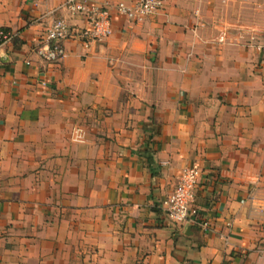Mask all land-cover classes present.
I'll use <instances>...</instances> for the list:
<instances>
[{
	"label": "crops",
	"instance_id": "crops-1",
	"mask_svg": "<svg viewBox=\"0 0 264 264\" xmlns=\"http://www.w3.org/2000/svg\"><path fill=\"white\" fill-rule=\"evenodd\" d=\"M65 1L0 0V264H264V0L112 10L49 63L52 20L86 24ZM192 164L199 216L176 224L161 203Z\"/></svg>",
	"mask_w": 264,
	"mask_h": 264
},
{
	"label": "built area",
	"instance_id": "built-area-1",
	"mask_svg": "<svg viewBox=\"0 0 264 264\" xmlns=\"http://www.w3.org/2000/svg\"><path fill=\"white\" fill-rule=\"evenodd\" d=\"M163 4L164 0H120L103 5L91 4L90 0H66L64 7L74 15L83 16L86 20L85 26L70 27L63 18L53 19L46 28L42 44L35 48V53L46 62H58L65 55L64 42L70 38L79 39L85 46L103 43L112 33V10L129 22L140 24L158 13ZM10 37L11 33L0 30V47ZM257 49L264 51V44L257 46ZM85 135L86 131L82 127H76L72 130L71 138L76 143H84ZM200 173L201 169L197 164L184 168L177 177L173 191L162 200V209L172 222L182 224L198 219L199 213L194 201ZM207 224L202 223L204 227Z\"/></svg>",
	"mask_w": 264,
	"mask_h": 264
}]
</instances>
